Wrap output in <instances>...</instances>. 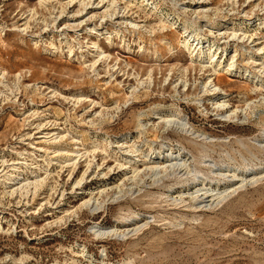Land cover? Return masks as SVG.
I'll list each match as a JSON object with an SVG mask.
<instances>
[{
  "label": "rangeland",
  "instance_id": "374dc122",
  "mask_svg": "<svg viewBox=\"0 0 264 264\" xmlns=\"http://www.w3.org/2000/svg\"><path fill=\"white\" fill-rule=\"evenodd\" d=\"M128 1L117 0V11L112 17L102 20L100 12L83 24L70 25L66 17L71 16L79 7L74 3L67 8L69 13H64L58 19L54 25L57 28L51 24L44 28L42 19L49 20L48 11L51 12V8L40 6L38 0H0V26L6 29L3 32L0 30V69L6 70V81L10 86L13 85L16 73L22 76L18 89L12 94L6 92L8 98L4 94L0 95V159L7 160L4 164L0 160V170L13 161H23L16 152L24 153L23 156L26 152H32L34 148L28 142L42 141V138H38L41 134L39 132L49 130L68 133L66 144L63 142V145L69 148L73 146L69 134L74 135L80 147V143L89 147L91 142L99 144L103 140L112 141L114 145L116 137L128 134L141 145L143 151L147 150L144 142L157 148L164 140L174 147L179 145L187 151L192 150L196 155L195 148L188 139L176 134L171 127L148 125L147 132L139 135L138 113L147 112L155 104L165 107L175 104L197 130L206 135L228 138L224 149L237 162L241 156L263 158L262 152L252 143L253 137L264 127V112L257 111L244 124L220 120L214 115L210 104H205L207 112L201 113L193 98L196 94H201L199 86L202 74L198 71V66L192 69L189 54L179 42L182 40L181 26L184 19H188L195 25L202 26V35L210 40H218L219 46L226 45L227 51L231 52L237 41L230 37L219 39L216 32L210 33L203 27V20H215L221 25L223 20L229 22L264 18V0H151L158 6V13L162 12L164 18L169 17L170 22L176 21L172 27L152 13L148 6L139 7L141 0L132 4ZM186 5L190 8L197 5L208 8L212 19L191 15L192 10L184 14L182 7ZM29 9L36 10L30 26L31 30L42 36L37 43L27 35L11 30L14 25L23 21L21 17L29 15ZM87 10L89 13L95 12L91 8ZM75 20L77 22L80 18L75 17ZM130 21L138 26L133 28L128 24ZM93 24L100 27L101 32L112 33V44L105 38L97 40L95 35L88 36L85 33V28ZM81 28L83 31H78ZM61 31H65L69 41L74 39L75 47L76 43L85 47V42L97 40L108 50L110 60L106 63L99 62L98 76L82 64V60L86 61L90 56L86 55V59H83L75 49L74 56H69L64 39L61 38L63 35L58 34ZM79 32L82 34L77 36ZM256 32L252 44H264V29ZM60 38L62 43H59ZM51 39H55L56 46H60L63 51L44 50L43 44ZM239 52L237 65L245 66L251 71L253 63L246 64V54L240 50ZM241 53L245 58H241ZM107 64L114 65L109 73ZM183 68H187L185 79L188 87L183 91L179 85L177 94L169 83L178 79L179 70ZM149 69L153 72L151 88L141 89L136 99L130 98L128 86L135 85V76L145 77ZM110 74L113 76L109 77ZM167 76L170 77L169 83L164 81ZM219 84L229 92L233 107H241L242 103L239 101L242 94L248 98L260 96L258 92L254 94L249 91L250 85L241 75H224L219 78ZM36 86L41 90L35 89ZM0 89L3 90V87ZM53 89L66 96L83 94L87 99L71 105L73 98L66 101L59 94H54ZM90 100L108 108L118 104L121 110L113 113L109 109L113 114L110 121L101 124L95 121L94 125H90L89 121L96 117L93 116L94 112L101 108L90 104ZM261 116L262 119L259 118ZM39 123L43 124L40 128L37 127ZM236 139L242 143L236 142ZM42 142L35 146L47 150H34L32 156L28 157L25 168L27 171L22 172V175L30 174V170H33L44 176L47 168L45 158L52 157L53 154L51 149L48 151L49 146ZM213 149L217 150L216 147ZM46 153L49 154L45 156ZM95 156L100 167L94 166L95 175H87L88 172L85 176L83 188L88 192L94 191L103 183L116 185L125 171L119 170L113 158L106 157L100 151ZM103 157L106 158L102 159ZM81 162L74 170L70 166L60 168L54 162L48 168L51 174L47 184L38 191V195L20 197L17 193L9 196L6 193L8 189L0 178V264H85V260L75 254L78 245L84 246L96 260L101 259L104 250L105 261L111 264H264V179L245 185L214 208H204L197 212L160 208L158 202L154 203L157 201L155 197L143 196L150 191L156 193L160 186L146 182L138 185L141 186L140 190L137 185H133V199L126 195L121 201L107 202L104 211L94 214L87 210L78 211L77 215L70 214L63 222L54 224L63 215V208L72 210L81 201L79 187L76 191L71 188L70 177L71 173L73 177H80L86 168L85 163ZM106 165L112 167V170L108 171ZM102 171L106 176L101 175ZM1 174L0 172V176ZM125 185L131 186L129 181H125ZM50 186L55 190H51ZM111 193L109 191L108 195ZM130 211L141 217L137 224L146 221L144 217H149V222L127 239H97L89 232L93 224L99 222L102 226H111L120 215H126ZM161 217L169 220L172 225L162 226L164 221H160ZM127 226L131 227L129 222L124 225ZM34 237L40 239H33ZM127 261L130 263H126Z\"/></svg>",
  "mask_w": 264,
  "mask_h": 264
},
{
  "label": "bare ground",
  "instance_id": "6f19581e",
  "mask_svg": "<svg viewBox=\"0 0 264 264\" xmlns=\"http://www.w3.org/2000/svg\"><path fill=\"white\" fill-rule=\"evenodd\" d=\"M95 1L96 0H38L40 6L52 9L51 12L48 11L49 20H47V18L42 19L43 27H49V24L54 26L64 13H69L66 10L68 7L73 6L72 4L74 3H77L79 7L71 16L66 17L70 25L83 24L86 20L95 18L97 13L100 12H102L100 18L103 20L106 17H112L117 11V0ZM128 2L132 4L136 3L137 0H129ZM153 3L154 1L151 0H141L139 2V7L142 8L144 6L147 8L148 6L152 13L157 14L159 18L167 22L170 27L175 26L176 21L170 22L169 17L164 18L165 16L161 14L162 12L158 13V6ZM88 8H91L95 12L89 13L87 10ZM54 10H56L55 14L53 13ZM182 10L184 14L192 10L193 13H191V15L195 14V16L208 19L212 17L208 13L209 9L202 5H197L195 8H190L186 5L182 7ZM88 13L89 16H86ZM35 14L36 10L29 9V15L23 18L21 17L23 21L19 25H14V29L11 30H15L21 35H27L32 41L37 43V41H41L39 38L42 36L40 33H35L31 30L30 26V20L35 17ZM85 16L87 18H84ZM75 17L80 18V20L76 22ZM203 22V27L210 33L216 32L217 36H220L219 39L230 37L231 39H235L237 43L231 52L227 51L226 45L219 46L218 40H210L202 35L200 33V30H203L202 26L195 25L193 21L184 19L181 26L182 32L181 34L179 33L182 40L179 43L189 54L192 69L194 70L195 66H198V71L202 74V80L199 86V92L201 94L198 96H196V94L193 98V102L203 114L207 112L205 104H210L214 111V115L220 120L232 123L235 122L237 124L247 123L257 111L261 110V112H264V55H262L264 54V44L259 42L252 44L254 42L253 36L257 33L256 31L264 29V18L259 17L255 20L245 19L244 21L229 22L223 20L221 25L215 20H203ZM128 24L133 28L138 26V24L131 21L128 22ZM54 27L57 28V26ZM0 30L3 32L6 29L0 26ZM78 31L83 30L81 28V30ZM85 33L88 36L95 35L97 40L105 38L109 44H112V33L108 31L101 32L100 27L96 26V24L86 27ZM58 34L60 36L63 35L61 38L64 39L63 42L69 56H74L75 50L79 51V56L83 59H86V55L90 56V59L86 61L82 60L83 62H81L89 71L95 73V75L98 76L99 74L97 70L99 62L104 61L106 63L110 60L111 54L107 49H104L97 40H92L90 43L85 42V47L76 43L77 47H75L73 44L74 39H72V42L71 40L69 41L65 31H61ZM80 34L82 33H77V36ZM61 38L58 39L59 43H62ZM245 42H247L248 45H246ZM43 45L44 50L55 49L63 51L60 46H56L55 39H51ZM239 50L246 54L245 58V56L243 57L244 54L241 53V58H245L246 64L253 63L251 71L245 66L240 67L237 65V57L240 54ZM107 66L108 69H106L108 72L114 65L109 66L107 64ZM179 72L180 75L178 73V79L173 82L169 83V76L164 77V81L171 84L177 94H179L177 88L179 85L182 86L183 91L187 90L188 87V83L185 79L187 68L180 69ZM6 74V70L0 69V87H3V90L0 89V95L4 94L5 98H8L6 92L12 94L14 90H17L22 76L20 73H16L13 85L10 86L6 81ZM229 74H233L234 76L241 75L248 81L250 85L249 91L254 94L258 92L260 96L248 98L245 94H242V99L239 101L242 103L241 107H233L230 104L229 92L219 84V78ZM112 76L113 74L109 75V77ZM134 79L136 82L135 85L128 86L129 96L132 99L137 98V94L141 89L148 90L151 88L153 83L152 69L148 70L145 77L135 76ZM36 88L38 91L41 90V88L37 86L35 89ZM53 92L54 94H59L66 101H69V98H71V100L73 98L74 100H72V102L70 101V103H72L71 105H76L82 100L87 99V96L83 94L66 96L56 89H53ZM90 104L101 107L99 111L94 112L93 116H96L94 117L96 120L94 118L91 119L89 121L90 125H94L95 121L100 124L110 121L113 118V114L109 112V109H112L114 111L113 113L121 110L118 104H115L111 108L105 107L94 100H90ZM137 118V132H139V135H141L142 132H147L148 125L157 126L161 124L165 128L171 127L176 134H180L183 138L188 139V142L195 148L196 155L191 152L192 150L187 151L186 148L179 145L174 147L173 145L166 144L164 140H162L157 148L152 146L149 142H144L143 144L146 145L147 150L143 151L141 145L137 144L135 139L132 140L131 136L128 134L116 137V144L114 145L112 141L103 140V143H99L101 146H99L98 142H91L89 147H85L82 143H80V147L77 145L74 135L69 134V139L73 145L72 148H69V146L66 147V145H63V142L65 143L68 139V133L64 134L65 132H52L49 130L47 132H39L41 134L38 137L43 139L42 141L49 146L48 151L51 149V153L53 154L52 157L45 158L47 168L44 171V176H41L33 170H30V174L23 173L25 175H22V172L26 170L27 161L32 156L33 151L47 150L35 146L42 141H35V143L28 142L30 146H33L34 150L29 153L26 152L24 156V153L16 152L19 159L23 161H13L12 163L6 164L5 167L0 170L2 173L0 176L2 184L6 185L8 189L6 193L9 196L19 193L20 197H26L28 194L35 195L42 189L46 181H48L49 175L51 174L48 168L54 164V162L58 164L60 168L63 166H70L71 169L74 170L77 168L78 164L83 161L86 168L80 177L76 178L72 176L73 173L70 174V177H72L71 188L75 190L79 187L81 201L79 205L72 210L63 208V215L54 222V224H57L63 222L65 217H69L70 214L77 215L78 211L87 210L91 214L104 211L107 202L115 203L121 201L126 195L127 197L129 196V199H133L135 192L133 185L138 186L146 182H148L147 184L149 185L157 184L160 186L156 193H151L150 191L143 195L144 197H155L157 201L154 203L158 202L160 208L171 207L170 209L172 210L182 209V211L191 210L192 212H197L204 208H214L245 185L255 184L264 179V127L253 137L254 140L252 143L258 151L262 152L263 158L255 156L245 158L241 156L240 161L237 162L229 152L224 149L228 144L226 142L228 138L206 135L204 132L197 130L185 117L181 108L175 104H170L168 107L155 104L150 107L147 112L138 113ZM259 118L262 119V116ZM42 125V123H39L37 127L40 128ZM27 135L29 136V134ZM29 137L27 138L29 139ZM138 137H136V139ZM236 142L242 143L239 139H236ZM213 147H216L217 150H214ZM98 151L105 154L106 157L113 158L116 167L119 170L124 169L125 171L122 173V177L116 185L109 186L107 183H103L94 191L91 190L88 192L83 188V183L88 172L89 174L87 175L93 176L96 173H94L93 168L100 167V164L96 162L95 156ZM48 154L49 153H46L45 156ZM0 160L3 164L7 162L4 158ZM140 166L143 167L140 168ZM106 167L108 171L112 170V167L107 165ZM101 175L106 176V173L102 171ZM125 181H127V183L129 181L131 186H126ZM50 187L51 190L54 189V187ZM140 189L141 186L138 190ZM109 191L112 192L110 195H108ZM62 193L63 190L61 191V196ZM144 218L146 221L137 224V220H140L141 217L138 213L130 211L126 215H120L111 226H102L101 223L98 224L99 222L93 224L90 226L89 232L97 239L114 238L125 240L147 225L149 222L147 218L149 217ZM160 221H164L161 223L162 226L167 224L172 225V223L165 218L161 217ZM127 222H129L131 227H124ZM48 224L49 223H47V225ZM33 239H40V237H34ZM77 248L75 254L80 255L85 260V264H111L105 261L106 254L104 250H102L101 259L96 260L87 252L84 246L78 245ZM126 263H130V261Z\"/></svg>",
  "mask_w": 264,
  "mask_h": 264
}]
</instances>
